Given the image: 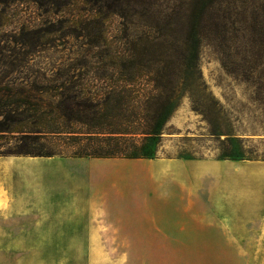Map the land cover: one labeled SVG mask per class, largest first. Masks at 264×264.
Returning a JSON list of instances; mask_svg holds the SVG:
<instances>
[{"label": "rangeland", "instance_id": "1", "mask_svg": "<svg viewBox=\"0 0 264 264\" xmlns=\"http://www.w3.org/2000/svg\"><path fill=\"white\" fill-rule=\"evenodd\" d=\"M145 33L194 35L202 76L195 94L181 95L157 157H65L82 168L179 160L169 168L184 189L178 199L194 207L187 217L192 232L188 225L178 235H66L67 264H87L92 252L124 264L243 263L251 249H264V235H201V160L264 159V0H0V85L12 89L0 90V114L16 108L26 116L27 106L12 102L20 99L18 88L28 90L74 63L124 56L129 42L143 47ZM75 72L85 76L84 69ZM29 92L49 96L45 89ZM12 144L11 133L0 138L2 149ZM144 174L131 172V192Z\"/></svg>", "mask_w": 264, "mask_h": 264}, {"label": "crops", "instance_id": "2", "mask_svg": "<svg viewBox=\"0 0 264 264\" xmlns=\"http://www.w3.org/2000/svg\"><path fill=\"white\" fill-rule=\"evenodd\" d=\"M166 159L82 168L62 155H0V264H67L66 235L192 232L194 207L169 168L179 160ZM131 172H145L132 192ZM200 214L201 235H264V159L203 158ZM107 255L87 264H124ZM248 257L238 264H264V249Z\"/></svg>", "mask_w": 264, "mask_h": 264}, {"label": "trees", "instance_id": "3", "mask_svg": "<svg viewBox=\"0 0 264 264\" xmlns=\"http://www.w3.org/2000/svg\"><path fill=\"white\" fill-rule=\"evenodd\" d=\"M141 40L142 48L132 42L125 46V57L117 53L106 61L74 63L57 77L34 81L28 90L18 88L20 99L12 102L26 105L28 113L2 111L0 138L11 133L14 144L0 145V155L156 158L181 95L200 89L198 41L192 34L174 33H145ZM81 69L85 76L75 72ZM39 89L49 96L29 92ZM0 90L12 89L0 85Z\"/></svg>", "mask_w": 264, "mask_h": 264}]
</instances>
